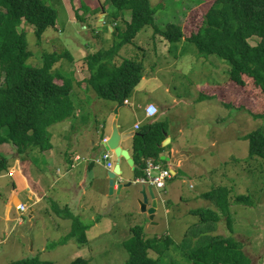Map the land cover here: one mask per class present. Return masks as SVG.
Here are the masks:
<instances>
[{"label":"rangeland","instance_id":"rangeland-1","mask_svg":"<svg viewBox=\"0 0 264 264\" xmlns=\"http://www.w3.org/2000/svg\"><path fill=\"white\" fill-rule=\"evenodd\" d=\"M149 1L154 9L159 5L154 15L158 29L166 28L167 24H178L183 29L184 36L188 37L200 27L203 15L214 0ZM45 2L57 11L58 16L56 27L47 29L40 43L36 40L33 27L26 23L20 25V29L25 31L28 49L32 52L27 65L40 66L43 53L68 51L74 62H77L76 72H86L84 58L110 47L117 41V36L112 35L109 30V24L113 23L111 27L119 26L120 31L124 28V22L112 19V14L107 16V25L103 22L104 18L98 25L102 13L99 7L106 8V12L114 10L107 5L106 0ZM87 10L93 11L90 20L84 19ZM75 13L83 20L75 19ZM124 18L129 20L128 12ZM152 36L153 28L144 27L131 43L120 49V56L115 60V65H119L124 58L140 61L144 74L154 76L151 80H145L146 89L152 84L153 93L159 94L163 103H168L166 111L170 110V113L167 117H177L179 144L185 146L199 142L205 147L204 152L199 148L197 153L191 156V162L193 167H197L196 163L201 161L210 166L209 170L203 173L206 191L215 187H226L230 190L229 217L232 232L228 230L224 217L215 224H200L197 217L186 213L191 209H215L211 203L196 197L200 177L187 172L177 180L182 192L189 196L188 199L177 203V206L167 205V208H160L159 213L163 214L159 217L161 223L150 230L151 233L146 231L144 234L148 238L169 236L174 241L175 245L161 259L165 264H191L184 254L191 246L195 247L193 233L196 230H213L205 235L206 237H232L240 243L251 264H264V159L249 157L248 143L244 140V136L250 132L264 130V118H254L264 116V95L246 79L243 89L238 88L242 89V92L238 96L233 93L232 99L227 98L226 101L232 102L230 107L224 106L217 100L221 95L225 97L221 87L230 82L227 62L217 55L200 53L194 45L185 40L169 44L153 39ZM256 42V39L249 40L252 46ZM173 55L176 56L177 62H172ZM71 65L65 59L56 64L55 68L71 70ZM230 84L233 87L229 91L237 88L233 83ZM165 86H169L171 94L177 98L174 103L172 100L168 102L170 95L163 93ZM207 86L217 89L213 90ZM104 102L109 103L105 100ZM79 103L84 107L82 101ZM90 113V117L98 114L97 108H92ZM62 124L64 123L54 125L49 131L52 132ZM29 156L36 158L35 164L40 169L45 156L30 155L28 152L20 156L21 163L28 164ZM17 164V161L11 162L12 166ZM10 175H13V172ZM12 185H17L13 178H0L2 203L13 196ZM238 195L249 196L250 204L235 203L234 199ZM58 196L62 198L64 193L60 192ZM20 198L24 204L31 203L26 192L21 194ZM94 199L100 202L102 207H94L92 213L85 214L84 221H81L92 225L89 217L93 216V220L96 219L99 223L89 231L87 243L82 246L75 239L66 240L67 233L72 229L71 219H62L55 209L46 203L47 199L43 198L38 205L32 204L21 215L13 209L10 221H7V208L4 209L0 203V264H11L30 257L53 264H69L77 258L87 260L88 264H125L128 254L122 243L131 236L132 227L141 226L147 220L144 215L138 213L136 204L128 205L129 195L123 197L108 194L107 197ZM55 201L58 199H54V204H57ZM138 209L140 210V206ZM32 210L34 217L29 222L27 216ZM186 228L188 231L186 230L185 234L188 237L183 242ZM150 256L157 257L153 253ZM168 258L171 260H167Z\"/></svg>","mask_w":264,"mask_h":264},{"label":"trees","instance_id":"trees-1","mask_svg":"<svg viewBox=\"0 0 264 264\" xmlns=\"http://www.w3.org/2000/svg\"><path fill=\"white\" fill-rule=\"evenodd\" d=\"M106 1L107 5L114 8L112 19L122 20L124 28L120 31L119 26L112 27L111 33L117 36V41L84 58V74L87 78L80 83V86L92 88L99 99L123 104L140 84L144 73L140 61L124 58L119 65H115V60L120 56V49L131 43L147 26L153 28V39L169 44L185 40L200 53L217 55L228 63L230 82L222 85L221 90L226 95H221L217 100L224 106L230 107L232 102L226 101L227 98H233V93L238 96L246 79L264 95V0H214L203 15L200 27L188 37L184 36L183 29L178 24H167L166 28L158 29L154 15L159 5L154 9L149 0ZM102 10L106 12V8ZM86 12L91 14L93 11ZM127 12L130 16L128 21L124 18ZM57 16V11L47 5L45 0H0V176L8 172L11 158L8 157V152L2 151L4 146L9 145L10 152L18 157L31 150L42 153L50 148V128L67 120L74 113L71 99L77 83L74 72L55 68L56 64L65 59L72 64V55L68 51L43 53L40 66L27 65L32 52L28 49L25 31L20 29L22 23L33 27L36 40L40 43L44 32L55 28ZM75 19L83 20L77 13ZM251 39L257 40L254 46L249 43ZM230 83L237 88L229 91L233 87ZM211 87L213 90L217 89L214 86L208 88ZM215 96L217 95H212ZM166 133L167 122L154 121L143 126L134 136L132 149L137 177L143 174L145 160L160 161V155L166 148L161 146ZM244 140L248 143L249 157L264 159V130H254L245 135ZM229 196L230 190L226 187L212 188L200 198L211 203L215 209H191L189 215L197 217L200 224H215L224 217L228 230L232 232ZM234 201L248 205L250 197L238 195ZM50 206L62 219H71L72 229L67 233L66 240L75 239L80 246L85 245L86 233L91 225L83 223L67 207L52 203ZM208 231L203 230L195 247L191 246L185 252L184 257L188 262L251 264L238 241L218 235L206 237ZM130 233L131 236L122 243L128 254L125 264H165L162 257L175 245L169 236L148 238L142 225L132 227ZM187 237H184L183 242ZM151 253L157 257L152 258ZM11 264L53 263L30 257ZM69 264L88 262L77 258Z\"/></svg>","mask_w":264,"mask_h":264},{"label":"crops","instance_id":"crops-1","mask_svg":"<svg viewBox=\"0 0 264 264\" xmlns=\"http://www.w3.org/2000/svg\"><path fill=\"white\" fill-rule=\"evenodd\" d=\"M112 12L107 11L103 17L106 25L107 16ZM84 19L90 20V14L85 15ZM172 62H177L176 56H174ZM71 66V70L64 69V71L74 72V79L77 82L74 85L73 94H71L74 113L67 120L61 122L64 123L62 126H58L52 130L50 148L48 150L42 153L38 152V150L29 151L30 155L45 156L40 164V169L35 164L36 158L29 156V163L23 164L20 161V157L13 155L14 152H10L9 145L4 146V149L2 148V151L4 153L8 152V157L11 158L9 160L8 172L3 173L0 178L11 177L17 184L16 187L12 185L13 196L11 195L10 200H4L3 203L0 200L3 208H7V221H10V213L13 209H15L18 215H21L32 204H40L43 198L47 199L46 203L48 205H51L50 201H53L52 204H54V199L57 198L58 201H55L57 204L63 206V208L67 207L75 217L84 221L85 214H91L96 206L102 207V204L96 202L94 198L108 196L107 173L109 170H113L117 164L119 165L121 176L118 178V182H115L114 193L112 195H123V197L129 195L128 205L136 204L138 213L144 215L147 220L145 224H142L145 233L146 231L151 233L150 230L158 227L161 223L159 217L163 214L159 213L160 208H167V205L177 206V203H182L183 200L188 199L189 196L185 195L180 189L178 178L184 177L187 172L200 177L198 183L199 191L196 196L198 198L208 191V189L207 191L205 189L206 185L203 180V173L207 172L210 166H207V162L204 164L201 161L196 163L197 167H193L191 162V156L197 153L199 148L204 152L205 147L199 142L185 146L179 144V139L177 140V117L175 115L167 117L170 113V110L166 111L168 103H163L159 94L153 93L152 84L148 86V89L144 85L145 80H151L154 76L151 77L143 73L140 84L125 103L109 102L106 104L104 100L97 97L92 88H87L84 85L80 86V83L85 81L87 76L84 72H76L75 69L78 67L77 62L73 61ZM163 90L164 94L170 95L168 102L172 100V103H174L177 100L171 94L169 86H165ZM79 101L85 104L84 107L81 106ZM150 104L155 105L158 109V114L152 119H148L145 113L146 107ZM92 108H97L98 114L90 117ZM116 110L117 116L114 115V111ZM154 121L167 122L166 137L161 145L166 148L162 151L159 162L170 171L172 178L167 181L164 191L153 189V196L157 202V207L151 221L149 220L147 210L150 207L152 199L147 195L148 204L143 203L140 194L141 186L131 185L129 188L123 186L117 193L119 189L118 185L131 183L137 177L135 168L129 166L125 159L117 158L113 153L111 158L113 167L108 170L100 158L102 153L105 152L104 144L101 141V134H104V139H109L114 123H116L117 131L121 137L119 147L125 150L133 160L132 144L134 136L143 126ZM237 139L240 140V137ZM12 161H17L18 164L12 166ZM12 172L13 175L11 176L10 173ZM25 192L31 203L27 202L24 204L20 198V195ZM60 192L64 193V197L59 198L58 194ZM20 206L24 208L22 212L19 211ZM139 206L140 210L138 209ZM189 211L187 210L186 213L189 214ZM33 217L34 210L27 216L29 222ZM89 220L92 222V225L86 235L99 223L98 220H93V216H90ZM187 229L184 230L183 236H186L185 232ZM212 231L209 230L207 234ZM202 232L203 230H196L193 233V239L197 241L203 235Z\"/></svg>","mask_w":264,"mask_h":264},{"label":"water","instance_id":"water-1","mask_svg":"<svg viewBox=\"0 0 264 264\" xmlns=\"http://www.w3.org/2000/svg\"><path fill=\"white\" fill-rule=\"evenodd\" d=\"M103 12V10H102ZM103 13L100 15L99 20H98V25H100V23L103 20ZM109 30L112 31V29L109 27ZM114 115L117 116V110L114 111ZM104 134H101V140L103 139ZM121 137L117 131V125L116 123H114V125L112 126V133L109 137V139H107V141L104 144V149L106 151H111L114 153V155L117 158H123L126 160L127 164L133 168H135L134 166V161L130 158L129 154L125 151L122 150L119 147V143H120ZM121 176V172L119 170V165L117 164L113 171H109L107 173V178H108V193L110 195H112L114 193V184L116 181H118V177ZM132 185V183L128 182L125 185H118L119 189L117 191V193L121 190V188L124 186L125 188H129ZM140 194L142 196V201L144 204H148V198L147 195H149V197L152 199V202L150 204L149 209L147 210V214L149 216V220H153L154 217V213L157 207V202L154 200V196H153V189L151 187H146V186H141V190H140Z\"/></svg>","mask_w":264,"mask_h":264},{"label":"built area","instance_id":"built-area-1","mask_svg":"<svg viewBox=\"0 0 264 264\" xmlns=\"http://www.w3.org/2000/svg\"><path fill=\"white\" fill-rule=\"evenodd\" d=\"M146 117L151 119L158 113V109L155 105L150 104L145 109ZM105 141V140H104ZM111 153L106 151L101 156V161L105 164L107 169L112 166ZM171 179V173L168 169L164 168L162 164L153 159H147L145 161L143 175L134 181V184L144 185L155 188L157 190H163L167 181ZM19 210H24L23 206H20Z\"/></svg>","mask_w":264,"mask_h":264},{"label":"clouds","instance_id":"clouds-1","mask_svg":"<svg viewBox=\"0 0 264 264\" xmlns=\"http://www.w3.org/2000/svg\"><path fill=\"white\" fill-rule=\"evenodd\" d=\"M100 9L102 10V8H100ZM102 13H103V15L105 16V13H106V12L103 11ZM102 13H101V14H102ZM104 22H105V21H104ZM105 24H106V22H105ZM55 27H56V26H55ZM109 27L112 29V27H111L110 24H109ZM125 102H126V101H124V103H125ZM157 114H158V113H157ZM153 118H154V117H153ZM148 119H149V118H148ZM151 119H152V118H151ZM104 140H105V141H104ZM101 141L103 142V144H105V142H106L107 140L103 138ZM105 152H106V150H105ZM109 152L111 153V156H113V152H111V151H109ZM103 153H104V152H103ZM103 153H102V154H103ZM101 156H102V155H101ZM111 158H112V157H111ZM100 159H101V158H100ZM111 161H112V160H111ZM145 161H146V160H145ZM155 161H157V160H155ZM101 162H102V161H101ZM158 162H159V161H158ZM102 163H103V162H102ZM160 163H161V162H160ZM161 164H162V163H161ZM144 165H145V162H144ZM166 169H167V168H166ZM108 170H109V169H108ZM143 170H144V168H143ZM109 171H110V170H109ZM142 175H143V174H142ZM142 175H141V176H142ZM141 176L136 177V178L134 179V181H135L137 178L141 177ZM119 177H120V176H119ZM119 177H118V178H119ZM171 177H172V174H171ZM117 180H119V179H117ZM134 181L131 182L132 185H137V184H134ZM117 182H118V181H116V183H117ZM116 183H115V184H116ZM115 184H114V185H115ZM138 186H144V185H138ZM146 187H149V186H146ZM165 187H166V186H165ZM113 188H114V187H113ZM151 188H152V187H151ZM152 189H155V188H152ZM155 190H157V189H155ZM164 190H165V188H164L163 190H159V191H164ZM19 211H20V210H19ZM20 212H21V211H20Z\"/></svg>","mask_w":264,"mask_h":264},{"label":"bare ground","instance_id":"bare-ground-1","mask_svg":"<svg viewBox=\"0 0 264 264\" xmlns=\"http://www.w3.org/2000/svg\"><path fill=\"white\" fill-rule=\"evenodd\" d=\"M113 167V163H112V166H111V168ZM114 169V168H113ZM111 171H113V170H111Z\"/></svg>","mask_w":264,"mask_h":264}]
</instances>
